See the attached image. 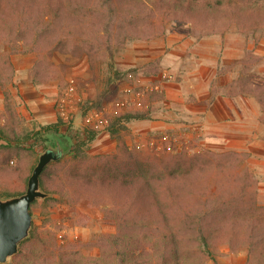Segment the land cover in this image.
Segmentation results:
<instances>
[{"label":"rangeland","instance_id":"rangeland-1","mask_svg":"<svg viewBox=\"0 0 264 264\" xmlns=\"http://www.w3.org/2000/svg\"><path fill=\"white\" fill-rule=\"evenodd\" d=\"M102 24L96 17L76 12L61 18L56 36L65 42L47 60V83L32 81L34 54L11 56L14 69L6 78L12 74L8 88L24 136L11 143L0 139V192L25 190L40 154L66 139V151L72 142H79L89 157L119 155L109 158L118 173L125 165L138 163L147 169L150 165L162 169L166 164L172 170L181 164H224L229 160L225 154L237 153L242 168L254 175L257 204L264 206V122L258 102L238 86L243 74L250 87L264 83V22L262 30L248 36L235 24L224 32L198 36L190 25L170 22L157 37L128 38L112 57L91 34L103 35ZM124 109L140 110L145 116L126 123L127 131L122 132L133 156L130 162L123 160L125 151H119L107 129L110 114ZM4 111L0 87V113ZM54 169L52 165L46 173ZM31 213L30 235L34 232L36 238L20 244L18 252L2 264H35L31 251L39 247L38 239L44 244L55 239L60 244H83L84 256L97 257L99 236L116 232L113 220L85 202L52 207L38 199ZM220 247L221 255L199 258L202 264H252L244 247L233 252L228 244Z\"/></svg>","mask_w":264,"mask_h":264},{"label":"trees","instance_id":"trees-1","mask_svg":"<svg viewBox=\"0 0 264 264\" xmlns=\"http://www.w3.org/2000/svg\"><path fill=\"white\" fill-rule=\"evenodd\" d=\"M260 1L0 0V87L5 97L0 139L11 143L24 136L17 104L8 88L12 74L6 78L14 69L11 56L34 54L33 83L49 82L47 60L65 42L56 34L66 13L91 15L103 21L104 43L102 34H91L112 57L128 38L157 37L170 22L186 23L198 36L224 32L235 24L248 36L263 28L264 4ZM238 86L258 102L264 122V83L250 87L243 74ZM139 118H145L143 111L118 110L110 114L107 124L119 151H125L123 160L129 162L133 156L122 132L127 131L126 123ZM64 141L50 148L57 150L60 158L41 174V188L50 194L43 201L52 207L56 203L75 206L81 202L99 207L105 218L115 222L116 232L100 235L95 244L99 256L88 258L82 253L83 244H60L56 239L44 244L37 238L39 247L31 251L35 264H202L199 258L221 255L224 243L232 252L244 247L252 264H264V206L257 204L252 190L254 175L242 168L239 154H225L229 160L224 164H181L173 170L166 164L162 169L155 164L158 168L150 165L152 170L138 163L125 165L126 169L118 173L109 158L117 159L119 155L89 157L79 142H72L71 150L66 151L69 143ZM61 164L68 167L61 169ZM52 165L53 173H46ZM25 190L12 192L6 188L0 197L20 195ZM35 236L31 232L21 244Z\"/></svg>","mask_w":264,"mask_h":264},{"label":"water","instance_id":"water-1","mask_svg":"<svg viewBox=\"0 0 264 264\" xmlns=\"http://www.w3.org/2000/svg\"><path fill=\"white\" fill-rule=\"evenodd\" d=\"M59 158L60 155L55 149L42 152L28 178L25 192L0 198V263H5L14 256L21 242L30 236L33 222L30 207L36 200L50 195L41 188V174L49 164Z\"/></svg>","mask_w":264,"mask_h":264}]
</instances>
